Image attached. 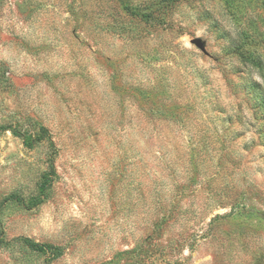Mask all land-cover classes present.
<instances>
[{"label":"rangeland","instance_id":"374dc122","mask_svg":"<svg viewBox=\"0 0 264 264\" xmlns=\"http://www.w3.org/2000/svg\"><path fill=\"white\" fill-rule=\"evenodd\" d=\"M117 262L264 264V0H0V264Z\"/></svg>","mask_w":264,"mask_h":264},{"label":"water","instance_id":"95a60500","mask_svg":"<svg viewBox=\"0 0 264 264\" xmlns=\"http://www.w3.org/2000/svg\"><path fill=\"white\" fill-rule=\"evenodd\" d=\"M190 43L193 44L201 52H205L204 43L200 39H198V38L193 39V40L190 41Z\"/></svg>","mask_w":264,"mask_h":264},{"label":"trees","instance_id":"16d2710c","mask_svg":"<svg viewBox=\"0 0 264 264\" xmlns=\"http://www.w3.org/2000/svg\"><path fill=\"white\" fill-rule=\"evenodd\" d=\"M171 1H178V0H171ZM180 1V0H179ZM134 13V12H133ZM134 15H137L136 13L134 14ZM40 132H44V130H43V128L41 127L40 128ZM40 134V133H39ZM37 137H39L38 135H37ZM4 246H12L11 244H9V243H4L3 244ZM40 251H43V247H41V249H40ZM128 253H130V252H127V254ZM121 254H124V253H118V255L117 256H119V255H121ZM117 261H120L119 259H116ZM119 262H117V264H118ZM124 264H126V262L124 263ZM128 264V263H127Z\"/></svg>","mask_w":264,"mask_h":264}]
</instances>
